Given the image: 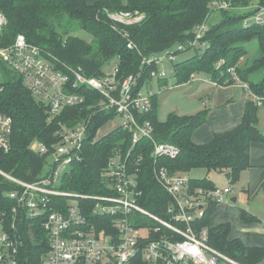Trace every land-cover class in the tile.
I'll list each match as a JSON object with an SVG mask.
<instances>
[{
  "label": "trees",
  "instance_id": "obj_1",
  "mask_svg": "<svg viewBox=\"0 0 264 264\" xmlns=\"http://www.w3.org/2000/svg\"><path fill=\"white\" fill-rule=\"evenodd\" d=\"M226 1L231 9H218L215 2ZM264 0H0V12L7 17L2 30L0 46L13 43L19 34L39 45L56 61L72 68L81 69L88 76L99 77L112 60L118 63L117 77L123 79L130 74L142 72L139 87L151 81L150 71L157 66L142 64L144 56H151L172 48L177 44L187 45L194 38L199 24L209 20L214 10H219L220 21L209 24L203 51L194 48L195 53L174 63L177 84L191 81V74L205 72L218 84L235 82L229 72L231 67L243 83L259 96H264V24L244 25ZM248 9V10H247ZM138 11L145 18L136 24H125L111 19L115 12ZM93 35L91 42L73 34L72 25ZM257 42L252 58L247 60L248 45ZM129 42L135 47L130 48ZM188 47L186 51H191ZM185 51V52H186ZM182 52H178V55ZM223 61L221 66L218 63ZM0 112L13 118L11 132L12 149L5 152L0 148V211L7 222L17 224L23 237L19 259L21 264H43L47 249L46 233L42 221L19 213L14 220L13 208L16 200L8 193L19 185L2 172L26 182L41 178L49 159L48 154L31 150V143L40 140L47 145L57 142V130L62 124L72 126L84 119L90 112L86 107L69 106L55 118L49 120L46 105L40 101L23 78L0 57ZM261 74L259 79L253 75ZM161 86L168 84V78L160 79ZM79 92L101 99L102 96L90 89ZM157 94L151 97L148 111H135L140 124L149 121L153 136L158 142L177 145L180 154L175 158L161 156L154 163L153 144L150 138L142 137L133 146V127L123 125L101 138L96 137L100 128L116 117L115 111H102L93 115L89 136L80 150L81 159L74 161L62 174L60 189L66 192L102 194L108 191L107 179L103 176L110 159L118 152L129 160L140 161L139 189L142 191L139 203L147 210L167 217L171 195L155 177L154 167H166L171 174H188L190 187L213 188L217 184L209 173L218 171L226 174L229 185L240 180L241 173L252 166L251 145L264 143V133L259 128L258 111L251 94L245 103L240 123L229 130L217 132L202 144L194 142V131L207 122L209 111L200 110L194 114L170 113L165 121L158 118ZM197 170H205L204 177L192 176ZM59 207L68 205V198L55 197ZM217 204L212 203L199 227L209 228V243L243 264H264V246H249L238 237H232L229 222L212 225L211 219ZM241 218L247 223L257 222L246 209H241ZM135 264H145L141 255Z\"/></svg>",
  "mask_w": 264,
  "mask_h": 264
},
{
  "label": "built area",
  "instance_id": "obj_2",
  "mask_svg": "<svg viewBox=\"0 0 264 264\" xmlns=\"http://www.w3.org/2000/svg\"><path fill=\"white\" fill-rule=\"evenodd\" d=\"M214 4L218 9L232 8L226 1ZM255 7L257 11L252 17L256 23L264 24V5ZM110 17L125 24H136L145 18L138 11L115 12ZM7 22L6 15L0 12V37ZM244 25H250L249 17ZM208 30L209 24L204 21L197 26L194 38L187 45L177 44L144 56L143 65L157 66L150 71L151 80L167 77L161 66L166 61L174 63L178 52H185L188 47L204 48ZM128 46L135 47L133 42ZM0 57L46 105L50 121L69 106L86 107L90 111L72 126L62 124L56 132V143L49 146L37 139L31 143L34 152L54 158L52 169L45 176L26 182L1 171L19 185L8 193L17 203L13 208L14 220L22 213L42 221L47 242L43 264H135L139 255L145 264H243L210 245L209 228L198 226V220L204 217L212 203L227 202L232 185L192 190L188 174H171L166 167L155 166L156 179L171 195L167 217H162L139 203L142 193L139 189L140 161L129 160L130 153L124 157L118 152L103 174L108 181L106 193L85 194L60 189L62 174L57 168L66 169L81 159L80 150L89 136L93 115L102 111H115L124 119L120 125L133 127V146L142 137L150 138L154 163L161 156L175 158L180 154L177 145L156 141L152 124L149 121L140 124L134 114L135 111H148L155 93L153 89L144 91L146 82L138 88L142 72L119 79L118 63H115L110 72L99 77L88 76L81 69L56 61L41 46L29 42L24 34H19L13 43L0 46ZM222 64L220 61L218 66ZM229 72L235 80L233 84L251 94L259 107H264V96L254 94L237 76L234 67ZM190 79H196V73H192ZM82 88L93 90L102 98L79 92ZM12 127L13 118L0 112V148L5 152L12 149ZM58 196L69 199L65 208L59 207L54 200ZM71 199L77 204L70 205ZM23 241L17 224L10 225L5 213L0 211V264H21L19 253Z\"/></svg>",
  "mask_w": 264,
  "mask_h": 264
},
{
  "label": "crops",
  "instance_id": "obj_3",
  "mask_svg": "<svg viewBox=\"0 0 264 264\" xmlns=\"http://www.w3.org/2000/svg\"><path fill=\"white\" fill-rule=\"evenodd\" d=\"M210 80L206 79L205 81L208 82ZM209 85L214 86L216 90L212 92V96L203 101L204 105L208 103L211 105L210 108L203 107L209 111L207 122L198 127L193 133L192 138L198 144L209 141L217 132L236 127L241 121L245 111V103L250 97L248 92L235 84L224 83L215 85L214 81L211 80ZM258 118L259 128L264 133V108L258 111ZM250 158L252 166L241 173L237 184L242 193H244L242 200L247 202L246 204L243 203L244 209L252 216H255L258 221L250 224L245 223L241 218V209L243 207L231 205L228 202L218 204L213 216L217 215L220 218L217 224L231 223L232 237L242 239L249 246H264V219L260 216L264 214V143L255 142L251 145ZM236 222H240L243 225L237 224L235 226ZM243 231L254 233L253 236L249 237L250 239L252 238L251 242H246L240 235V232Z\"/></svg>",
  "mask_w": 264,
  "mask_h": 264
},
{
  "label": "rangeland",
  "instance_id": "obj_4",
  "mask_svg": "<svg viewBox=\"0 0 264 264\" xmlns=\"http://www.w3.org/2000/svg\"><path fill=\"white\" fill-rule=\"evenodd\" d=\"M256 5H257V3L254 4L253 6H256ZM220 18H221L220 11L214 10V11H212V13L209 16L208 23H210V24L217 23L218 21H220ZM249 22H250V24L256 23L255 19L252 16L249 17ZM72 29H73V34L81 37L82 39H85L88 42H91L93 40V35L90 34L88 31L77 27V24L75 22L72 25ZM248 48H249V54L246 56L247 60L251 59L253 54L255 53L256 48H257V42L254 41V42L250 43L248 45ZM189 50H191V51H186V52H182L181 54H179L177 56V60L174 63L180 62V61L184 60L185 58L190 57L191 55H193L195 53L194 48L189 49ZM202 51H203V48L200 49V52H202ZM116 62H117L116 59H114L109 64H107L104 68V72H110L113 69ZM174 63L166 61L161 66L162 68L165 69V71L167 73V77H165V78H168V84L161 86L160 79L155 78V79L149 81L148 84L144 88L145 92H148L149 90L153 89L154 92L158 95L157 96V100H158V112L157 113H158V118L161 121H165L168 118L170 113H180V114H191V113H193L194 114V113H198L200 110H202L204 108H210L211 104L208 103V104L204 105L203 101L205 99H208L209 96H212L213 95L212 92L216 90V88L214 86L209 85V84H211L210 74H207L203 71L196 73V79H193L188 83L177 84L178 79L176 77ZM252 77L259 79L261 77V74L253 75ZM1 78H2V75L0 73V79ZM206 79L210 80V81H208L209 84H208V82L205 81ZM263 108L264 107H260V109H263ZM123 120L124 119L121 115H116V117L114 119H112L106 125H104L102 128L99 129V131L97 133V137L101 138L104 135L108 134L109 132L114 130L117 126L122 124ZM53 162H54V158H49L47 160L45 167H44V173L51 171V169H52L51 166H52ZM57 171L59 174H63V172L65 171V167L60 166L57 168ZM205 175H206L205 170H197V171L192 173V176H195V177H204ZM42 176H45V175L42 174ZM209 177L219 187H224L227 185L230 186L229 180H228L226 174L223 172H218V171L211 172V173H209ZM232 194H233V196H232ZM232 194L227 199V202L229 204L235 205L238 207L239 206L243 207V203H245V204L247 203V202H244L242 200L244 193H242V191H241V189L237 183H236V185H234V190H233ZM234 197L238 198L237 202L232 201V199ZM69 204L70 205H76L77 202L75 199H71L69 201ZM260 216H262V218L264 219V214L260 215ZM219 219L220 218L217 215L213 216L211 219L212 225H216L220 221ZM237 224L243 225L240 222H236L234 225L237 226ZM240 233H241L240 235L243 237V239L246 242L249 243L252 241V238L250 239L249 237L254 235L253 232H248V231L244 232L243 231Z\"/></svg>",
  "mask_w": 264,
  "mask_h": 264
},
{
  "label": "water",
  "instance_id": "obj_5",
  "mask_svg": "<svg viewBox=\"0 0 264 264\" xmlns=\"http://www.w3.org/2000/svg\"><path fill=\"white\" fill-rule=\"evenodd\" d=\"M232 201H233V202H237V197H234V198L232 199Z\"/></svg>",
  "mask_w": 264,
  "mask_h": 264
}]
</instances>
